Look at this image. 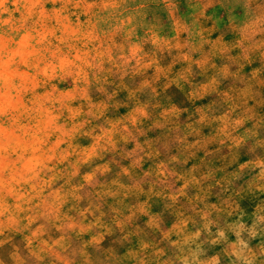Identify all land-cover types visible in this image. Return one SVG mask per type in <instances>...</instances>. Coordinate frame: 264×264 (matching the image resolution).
Returning <instances> with one entry per match:
<instances>
[{
    "label": "rangeland",
    "instance_id": "rangeland-1",
    "mask_svg": "<svg viewBox=\"0 0 264 264\" xmlns=\"http://www.w3.org/2000/svg\"><path fill=\"white\" fill-rule=\"evenodd\" d=\"M0 264H264V0H0Z\"/></svg>",
    "mask_w": 264,
    "mask_h": 264
}]
</instances>
